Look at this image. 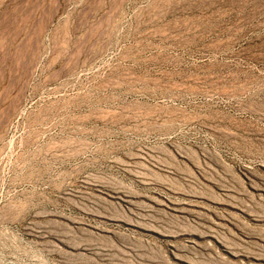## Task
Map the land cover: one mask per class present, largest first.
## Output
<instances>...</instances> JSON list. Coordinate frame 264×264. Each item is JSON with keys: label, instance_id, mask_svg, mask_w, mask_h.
<instances>
[{"label": "rangeland", "instance_id": "374dc122", "mask_svg": "<svg viewBox=\"0 0 264 264\" xmlns=\"http://www.w3.org/2000/svg\"><path fill=\"white\" fill-rule=\"evenodd\" d=\"M0 264H264V0H0Z\"/></svg>", "mask_w": 264, "mask_h": 264}, {"label": "bare ground", "instance_id": "6f19581e", "mask_svg": "<svg viewBox=\"0 0 264 264\" xmlns=\"http://www.w3.org/2000/svg\"><path fill=\"white\" fill-rule=\"evenodd\" d=\"M139 82V81H138ZM133 87V86H132ZM131 87V88H132ZM137 87V86H135ZM130 88V87H129ZM143 88V87H142ZM148 88V87H147ZM144 87V89H142L140 91V93H138V98L133 100L132 103L128 106V108H131L132 110H134L137 113H139L141 116H143V118H156V117H160L162 116V113H164L165 111L172 109L171 106H169L166 102V104H164L165 102H163V104H161L159 102L160 97L163 98V101L166 99L165 96L163 95H159V93H154V91L152 92L150 89H147ZM137 89V88H135ZM127 90V89H125ZM132 92V91H131ZM127 93V92H126ZM129 94V93H128ZM134 96V95H132ZM130 97V95H129ZM133 98V97H132ZM168 100V99H167ZM130 102V101H129ZM127 104V103H126ZM125 105V104H124ZM114 108V107H113ZM127 108V106L125 107ZM117 109V108H116ZM124 109V108H123ZM130 109V110H131ZM112 111L114 109H111ZM131 110V111H132ZM117 111V110H116ZM115 112V111H114ZM120 112V111H119ZM127 112V111H126ZM122 113V112H120ZM116 114V113H115ZM111 115V114H110ZM109 116V115H107ZM112 116V115H111ZM115 116V115H114ZM113 116V117H114ZM134 116V115H133ZM124 117V116H123ZM108 118V117H107ZM111 118V117H110ZM122 118V117H121ZM138 118V117H137ZM136 118V119H137ZM131 120V119H130ZM160 122V121H159Z\"/></svg>", "mask_w": 264, "mask_h": 264}]
</instances>
